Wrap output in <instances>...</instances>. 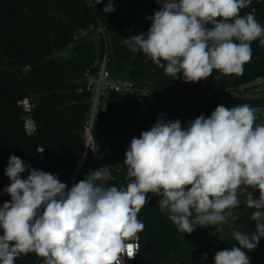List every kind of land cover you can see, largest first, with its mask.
Returning a JSON list of instances; mask_svg holds the SVG:
<instances>
[{
    "label": "clouds",
    "instance_id": "1",
    "mask_svg": "<svg viewBox=\"0 0 264 264\" xmlns=\"http://www.w3.org/2000/svg\"><path fill=\"white\" fill-rule=\"evenodd\" d=\"M157 2L161 6L148 17L147 33L123 43L174 79L194 83L214 69L242 74L252 58L251 42L259 39L264 46V26L254 10L240 15L251 0ZM103 11H114L113 2ZM123 162L126 188L97 183L106 179L101 167L69 188L58 175L10 155L4 170L10 183L3 193L11 199L0 207V264H15L30 252L43 257L44 264H124L123 257L134 259L139 251L131 241H138L144 229L137 216L148 204V193L160 198V211L177 231L191 234L234 217L241 185L261 193L258 200L248 195L246 201L258 209L251 214L255 230L233 231L240 247L216 252L214 264H250L242 249L252 251L264 238V123H256L254 107L221 104L183 128L179 120L158 118L150 130L132 138Z\"/></svg>",
    "mask_w": 264,
    "mask_h": 264
},
{
    "label": "trees",
    "instance_id": "2",
    "mask_svg": "<svg viewBox=\"0 0 264 264\" xmlns=\"http://www.w3.org/2000/svg\"><path fill=\"white\" fill-rule=\"evenodd\" d=\"M111 2L114 11H103L104 4ZM98 6V18L111 38L110 69L158 91L156 103L146 113L135 99L110 94L108 109L100 118L99 136L111 144V160L119 161L122 170L109 187L126 188L125 151L133 137L150 130L154 120H179L183 128L202 114L210 116L221 104L229 108L241 104L264 106V97L235 95L251 82L261 79L264 83V46L259 39L251 42L252 58L244 64L242 74L222 75L214 69L205 80L185 82L167 75L144 53H134L123 43L125 38L147 33L151 26L148 17L161 6L157 0H101ZM252 8L255 19L264 26V0L241 9L240 15L252 12ZM96 22L86 0H0V207L11 199L3 193L10 183L4 172L10 155L20 157L33 169L58 175L67 185L83 151L81 129L89 93L76 91L95 59L94 41L74 45L70 58L61 59L55 54L69 50L78 30ZM26 97L35 103L32 116L37 131L32 135L25 130L26 111L20 104ZM72 101L76 103L70 104ZM40 146L45 149L48 168L39 161ZM27 174L22 173V178ZM250 188L241 185L238 189L240 206L231 210L234 217L213 227H198L191 234L177 231L168 215L160 211V198L148 193V204L138 213V220L144 224L139 232L140 251L130 264H214L216 252L240 247L233 231L255 230L251 214L258 209L246 203ZM219 226L221 229L212 234ZM242 250L250 264H264V238L254 250ZM205 253L207 259L203 258ZM36 261L37 254L30 252L21 254L15 264Z\"/></svg>",
    "mask_w": 264,
    "mask_h": 264
},
{
    "label": "built area",
    "instance_id": "3",
    "mask_svg": "<svg viewBox=\"0 0 264 264\" xmlns=\"http://www.w3.org/2000/svg\"><path fill=\"white\" fill-rule=\"evenodd\" d=\"M86 1L91 14L97 22L85 29L78 30L74 35V40L69 50H63L55 54V57L61 59L70 58L72 54L71 48L74 45L89 40L95 42L97 39H102L103 50L101 47L94 44L95 59L92 65L86 70L83 83L76 91V93H89V98L87 100L88 110L85 113V123L81 129L83 151L75 168L67 178V186L69 188L84 179L90 171H94L100 167L106 169V179L97 181V183L109 187V182L115 180L122 170V164L119 161L111 160L113 156L111 144L101 139L99 136L100 118L108 109L110 94L114 92L135 99L141 105V111L143 113H146L148 108L154 105L158 99V91L152 85L137 84L124 75L115 74L110 69V62L112 61V44L107 30L98 18L99 3H97V0ZM256 1L258 0H251V4L247 7H251ZM252 10L255 11V8H252ZM73 103H76V101L70 102V104ZM20 104L26 111L24 117L25 130L28 134L32 135L37 131V124L32 116L35 103L26 97L20 101ZM40 150L44 151L39 153ZM38 155L43 168H48L49 163L45 149L42 146L38 147ZM218 229L220 230L221 227L219 226ZM211 233L216 234L215 230ZM137 236L139 238L138 241L134 240L131 241V243H138L140 251L141 240L139 233H137ZM132 260L133 259L129 260L126 256L123 257L124 264H130ZM36 264H44V258L37 255Z\"/></svg>",
    "mask_w": 264,
    "mask_h": 264
},
{
    "label": "rangeland",
    "instance_id": "4",
    "mask_svg": "<svg viewBox=\"0 0 264 264\" xmlns=\"http://www.w3.org/2000/svg\"><path fill=\"white\" fill-rule=\"evenodd\" d=\"M95 44V42H94ZM240 92L235 95H241L245 97H264V83L261 79L251 82L240 88ZM256 109V123H264V106L257 107Z\"/></svg>",
    "mask_w": 264,
    "mask_h": 264
},
{
    "label": "water",
    "instance_id": "5",
    "mask_svg": "<svg viewBox=\"0 0 264 264\" xmlns=\"http://www.w3.org/2000/svg\"><path fill=\"white\" fill-rule=\"evenodd\" d=\"M160 119H162L164 121L163 118H160ZM156 120H154L152 122V126L154 125V123L156 122ZM248 195H250L254 200H258L260 198L261 193H260V190L258 188L251 187L249 189V191H248ZM137 218H138V216H137Z\"/></svg>",
    "mask_w": 264,
    "mask_h": 264
},
{
    "label": "crops",
    "instance_id": "6",
    "mask_svg": "<svg viewBox=\"0 0 264 264\" xmlns=\"http://www.w3.org/2000/svg\"><path fill=\"white\" fill-rule=\"evenodd\" d=\"M95 44L97 45V46H99V47H101V49L103 50V45H102V39H97L96 41H95Z\"/></svg>",
    "mask_w": 264,
    "mask_h": 264
}]
</instances>
